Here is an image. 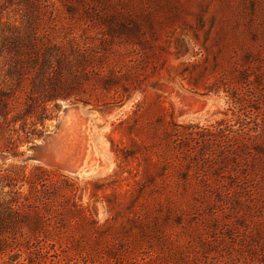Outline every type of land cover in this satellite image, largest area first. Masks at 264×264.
Segmentation results:
<instances>
[{"label": "rangeland", "instance_id": "1", "mask_svg": "<svg viewBox=\"0 0 264 264\" xmlns=\"http://www.w3.org/2000/svg\"><path fill=\"white\" fill-rule=\"evenodd\" d=\"M77 1L80 6L73 8L87 26L82 32L87 42L97 52L110 48L109 67L126 71L122 99L97 109L63 104L59 119L47 123L45 138L28 143L22 138L23 155L17 159L0 154V170L10 164L43 166L74 180L80 202L107 227L113 244L139 229L150 234L155 225L172 239L166 252L173 253L171 264H264V246L232 252L229 242L232 254H221L223 246L216 249L219 255H197L212 220L191 207L202 191L186 182L188 167L175 160L169 137L176 125H190L197 138L206 127L230 118L233 98L242 100L244 118L259 120L264 128V0ZM74 2L40 0L42 17L48 18L54 5L60 20L69 22L67 7ZM28 12L22 0H0L2 27L25 30L26 20L35 15L27 17ZM240 142L231 136L228 147ZM201 148L190 141L187 158ZM257 164L261 168H248L250 181L264 187V164ZM231 169L239 175L247 170L245 164L208 161L192 171L215 182L219 176L231 178ZM27 257L23 252L12 260L21 263ZM8 262V256L0 258L1 264Z\"/></svg>", "mask_w": 264, "mask_h": 264}, {"label": "trees", "instance_id": "2", "mask_svg": "<svg viewBox=\"0 0 264 264\" xmlns=\"http://www.w3.org/2000/svg\"><path fill=\"white\" fill-rule=\"evenodd\" d=\"M22 4L29 10L27 17L35 13L26 20L25 30L2 27L0 22V154L13 159L23 155L22 138L28 143L49 134L47 123L59 119L63 104L97 109L121 100L120 81L126 72L109 67L110 48L97 52L87 42L82 33L87 26L76 19L73 8L79 1L67 7L69 22L60 20L54 5L44 19L40 0ZM232 103L231 117L206 127L197 138L190 125H176L169 133L175 160L188 167L186 182L202 191L191 207L211 216L210 231L198 246L202 257L219 255L216 249L223 246L224 255L232 254L231 248L255 251L264 246V187L250 181L248 171L252 164L254 170L261 168L258 162L264 164V128L259 120L243 117L242 100L233 98ZM234 135L241 142L231 149L228 142ZM192 140L202 148L191 159L185 151ZM208 161L245 164L247 170L239 175L231 169L228 180L219 176L207 182L192 169ZM79 192L74 180L43 166L10 164L0 170V258L8 256L9 264L172 263L173 253H166L172 239L158 226H152L150 234L139 229L130 239L113 244L114 236L94 219L89 205L80 202ZM23 252L28 255L24 262L12 260Z\"/></svg>", "mask_w": 264, "mask_h": 264}]
</instances>
